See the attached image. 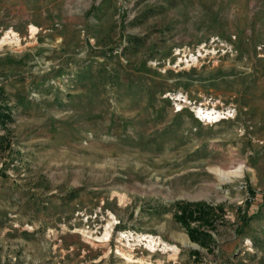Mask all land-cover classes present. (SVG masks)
<instances>
[{
  "label": "rangeland",
  "instance_id": "rangeland-1",
  "mask_svg": "<svg viewBox=\"0 0 264 264\" xmlns=\"http://www.w3.org/2000/svg\"><path fill=\"white\" fill-rule=\"evenodd\" d=\"M0 107V264H264V0H0Z\"/></svg>",
  "mask_w": 264,
  "mask_h": 264
},
{
  "label": "trees",
  "instance_id": "trees-1",
  "mask_svg": "<svg viewBox=\"0 0 264 264\" xmlns=\"http://www.w3.org/2000/svg\"><path fill=\"white\" fill-rule=\"evenodd\" d=\"M12 114L0 107V123H6L11 120ZM176 219L186 229L191 240L207 248H211V242L215 241L211 231L207 228L214 227L218 217V209L223 212V207H216L208 204L206 201H180L177 203ZM196 225H192V222ZM199 222V223H197ZM211 250V249H210ZM199 251H193L198 254Z\"/></svg>",
  "mask_w": 264,
  "mask_h": 264
},
{
  "label": "bare ground",
  "instance_id": "bare-ground-1",
  "mask_svg": "<svg viewBox=\"0 0 264 264\" xmlns=\"http://www.w3.org/2000/svg\"><path fill=\"white\" fill-rule=\"evenodd\" d=\"M241 167V166H240ZM236 171H242L241 168L238 169H222L218 171V175L220 176L221 180H228L231 176H238Z\"/></svg>",
  "mask_w": 264,
  "mask_h": 264
}]
</instances>
